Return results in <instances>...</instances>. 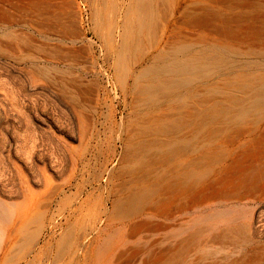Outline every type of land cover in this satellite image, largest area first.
<instances>
[{
    "label": "rangeland",
    "instance_id": "1",
    "mask_svg": "<svg viewBox=\"0 0 264 264\" xmlns=\"http://www.w3.org/2000/svg\"><path fill=\"white\" fill-rule=\"evenodd\" d=\"M262 86L264 0H0V264L264 254Z\"/></svg>",
    "mask_w": 264,
    "mask_h": 264
},
{
    "label": "bare ground",
    "instance_id": "2",
    "mask_svg": "<svg viewBox=\"0 0 264 264\" xmlns=\"http://www.w3.org/2000/svg\"><path fill=\"white\" fill-rule=\"evenodd\" d=\"M251 93V94H250ZM249 94L252 96V98L254 99L253 100V104H251V106H249L250 108H248L247 110H242L243 109V107H242V109H241V111H244V113L243 114H250V113H256V111H264V86H262V87H260L258 90H256L255 92H249ZM248 98V97H247ZM250 98V97H249ZM245 100V99H244ZM235 103V102H234ZM224 107V106H223ZM241 108V107H240ZM233 109V108H232ZM245 109V108H244ZM222 111V110H221ZM226 111V110H225ZM237 111V110H236ZM228 112H230V111H228ZM259 114V113H258ZM234 116V115H233ZM236 116V115H235ZM245 116V115H244ZM232 117V116H231ZM250 117V116H249ZM234 118V117H233ZM245 118V117H244ZM228 119V118H227ZM205 120H207L206 118H205ZM243 120V119H242ZM229 122V121H228ZM204 123V122H203ZM226 123V122H225ZM198 124V123H197ZM233 126V125H232ZM221 128V127H220ZM246 129V128H245ZM215 131V130H214ZM219 132H221V129H220V131ZM238 133V132H237ZM200 134H202V132H201V128H198V131H197V139L199 140V138H200ZM204 134H205V132H204ZM207 136L209 137V133L207 132ZM235 139H236V137H235ZM234 139V140H235ZM228 140H230V139H228ZM232 140L233 139H231V142H232ZM197 142V141H196ZM230 142V141H229ZM234 142V141H233ZM197 145V144H196ZM204 145H206V143L204 144ZM184 146H185V143L184 144H180L178 147H179V149H184ZM186 146H189V145H186ZM177 147V148H178ZM199 149H200V147H198ZM202 148V147H201ZM190 149V148H189ZM198 150V149H197ZM236 151V150H235ZM223 152V151H222ZM220 154H222V153H220ZM234 154V153H233ZM228 156V155H227ZM238 156V155H237ZM203 157V156H202ZM209 156H207V158H208ZM199 158V157H198ZM206 158V159H207ZM210 158H212V156L210 157ZM238 160H239V158H238ZM235 161V160H234ZM200 162V161H199ZM199 162H197L196 161V163H197V166H199L200 165V163ZM220 162H222V161H220ZM201 163H203V161L201 162ZM234 163V162H233ZM206 164V163H205ZM235 164V163H234ZM236 164H241V162L240 161H238V163H236ZM231 167H232V162H231ZM238 166V165H237ZM246 166V165H245ZM248 166H249V164H248ZM250 166H252L251 164H250ZM250 166L248 167V168H250ZM202 167V166H201ZM203 167H204V165H203ZM229 167V166H228ZM227 167V168H228ZM239 167V166H238ZM233 168V167H232ZM236 168V167H235ZM244 168V167H243ZM247 168V167H246ZM231 169V168H230ZM242 169V168H241ZM227 170H229V169H227ZM246 170V169H245ZM239 171V170H238ZM238 171H235V173L234 174H236V172L238 173ZM242 171H244V170H242ZM227 172V171H226ZM225 172V173H226ZM233 172V171H232ZM239 172H241V171H239ZM209 173H210V171H209ZM225 173H224V175H225ZM231 173V172H230ZM241 174H242V172H241ZM239 175V173H238V176H237V178L238 179H240L239 178V176H242L241 178L243 179V174L242 175ZM237 175V174H236ZM199 176H200V174L199 173H197L196 174V179L197 180H195V184H197L198 185V191H203V192H206L207 190H209L213 185V183H215L214 181L212 182V186L210 185V184H208V185H203V184H201L200 183V178H199ZM210 175H208V177H209ZM232 176H234V175H232ZM204 177V176H203ZM224 177V176H223ZM223 177H222V179H220V181H219V179H218V182H221L222 180H223ZM236 177V176H235ZM207 178V177H206ZM228 178V177H227ZM233 179H235V178H233ZM245 179V178H244ZM233 181V180H232ZM232 181H231V183H232ZM235 181V180H234ZM238 181V180H237ZM241 181L239 180V183H240ZM211 183V182H210ZM230 182L229 181H227V184H229ZM230 183V184H231ZM235 183H237V182H235ZM241 183H243V181L241 182ZM241 183L239 184V185H241ZM216 184H217V181H216ZM225 182H224V185L226 186L227 185ZM233 184H234V182H233ZM202 185V186H201ZM224 185H221V186H223L222 187V190L221 189H219L220 191H223V193H224V195L227 193V191H226V193H225V186ZM246 185V184H245ZM244 185V186H245ZM228 186V185H227ZM230 187H232L231 185H229ZM235 188H237V190L239 189V187H236V184L235 185H233ZM243 186V187H244ZM233 187V188H234ZM218 188V187H217ZM216 187H215V189H216V192H218ZM220 188V187H219ZM233 189V191L234 190H236V189ZM229 192V191H228ZM223 193H221V194H223ZM217 195V194H216ZM219 197V196H218ZM226 203V202H225ZM223 204H224V202H223ZM222 206V205H221ZM226 206V205H225ZM235 209L233 208H231V209H224L223 211H218V212H215L214 214H213V217H214V219L213 220H215V224H214V229H213V232H214V238H213V243H215V244H220V245H222L224 248H226V246H228V244H233L234 243V241H236V240H238V239H243V238H245L246 236H248L249 234H251V232H252V234H254V230H253V228L251 229V227L250 226H247V225H244V224H242V223H239V222H237L238 221V219H237V217H236V219H237V221H236V219H231L230 220V222H223L222 223V225H221V223H220V221H218L217 222V219H219V216L220 217H222L223 218V216H228V217H230L231 215L230 214H234V213H236L237 214V212L238 211H235ZM231 212H233V213H231ZM230 215V216H229ZM225 216V217H226ZM234 216V215H233ZM239 216V215H238ZM235 217V216H234ZM239 218V217H238ZM225 223V224H224ZM258 226V225H257ZM250 236V235H249ZM252 237H253V235H252ZM250 238V237H249ZM251 239V238H250ZM252 240V239H251ZM255 248H257V247H255ZM253 246H251V255L248 257V259L247 260H243V261H237V260H235V261H233V262H231V263H229V264H264V254H261V253H258V252H256L255 249ZM215 250H217V248L215 247ZM254 252H256V253H254Z\"/></svg>",
    "mask_w": 264,
    "mask_h": 264
}]
</instances>
